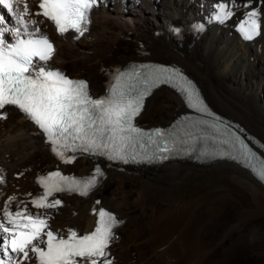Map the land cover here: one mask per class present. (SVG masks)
<instances>
[{
  "label": "bare ground",
  "instance_id": "6f19581e",
  "mask_svg": "<svg viewBox=\"0 0 264 264\" xmlns=\"http://www.w3.org/2000/svg\"><path fill=\"white\" fill-rule=\"evenodd\" d=\"M37 2L29 0L32 12L38 11L33 7ZM221 2L227 0H98L88 31L78 39L60 35L45 20L41 28L57 50L49 65L74 76L86 73L88 77L82 76L97 95L114 71L131 61L177 64L195 78L214 109L264 141V0H235L239 10L233 7L234 15L223 23L211 19ZM253 9L261 13L262 29L246 40L235 27ZM196 24L204 29H194ZM6 111L7 120H0V169L6 176V184L0 185V207L15 196L13 211L24 201L33 213L48 212L53 231L75 229L79 234L96 223L93 210L105 207L122 221L108 249L114 264H200L203 258L198 263L182 260L196 219L208 204L224 209L225 200H235L246 210L225 230L230 216L212 217V254L202 255L201 264H264V185L238 163L167 161L135 166L101 160L104 175L87 196L56 193L49 199L62 200V206L36 209L29 201L42 193L38 176L54 170L63 175L88 173L92 158L78 154L74 162L64 163L23 113L15 107ZM181 111L186 109L179 96L158 86L145 98L135 120L144 126L166 124Z\"/></svg>",
  "mask_w": 264,
  "mask_h": 264
},
{
  "label": "snow or ice",
  "instance_id": "6c2138e0",
  "mask_svg": "<svg viewBox=\"0 0 264 264\" xmlns=\"http://www.w3.org/2000/svg\"><path fill=\"white\" fill-rule=\"evenodd\" d=\"M97 3L98 0H38L33 5L38 11L32 12L29 0H0V120H7L8 107L17 108L40 129L51 151L64 163L74 162L78 152L124 163L165 160L169 158L165 154L173 152L189 154L194 149L182 145L209 137L186 132L188 139H182L161 129L145 132L134 124L145 98L161 84L172 85L185 94L191 108L211 115L195 86L179 69L140 65L116 70L108 94L93 98L87 81L70 79L50 67L57 50L41 28L45 20L52 22L60 35L74 31L78 39L88 31ZM233 7L239 10L235 0L216 4L218 11L211 19L221 23L229 20L234 15ZM260 16L255 9L246 13L238 26L244 39L253 40L260 34ZM193 28L202 31L204 25L196 24ZM200 125H208L217 132L223 130L225 138L219 142L232 149L204 151L201 156L239 158L264 181V158L257 156L235 131L218 118L211 122L202 119L191 127L199 130ZM233 151H238L239 157ZM103 175L98 165L85 179L65 176L59 170L48 172L37 177L43 191L29 203L36 209H56L63 201L50 197L60 192L87 196ZM3 184L6 176L0 169V185ZM16 200L17 197L9 196L0 207V264H114L108 249L115 238L114 229L122 221L113 213L103 208L97 213L94 209L98 219L93 231L79 234L68 229L64 233L52 230V217L47 211L33 213L24 201L13 211Z\"/></svg>",
  "mask_w": 264,
  "mask_h": 264
},
{
  "label": "rangeland",
  "instance_id": "374dc122",
  "mask_svg": "<svg viewBox=\"0 0 264 264\" xmlns=\"http://www.w3.org/2000/svg\"><path fill=\"white\" fill-rule=\"evenodd\" d=\"M162 61V60H161ZM174 65H177V64H174ZM114 65H105V67H113ZM178 66V65H177ZM56 67H59V66H56ZM180 67V66H178ZM61 68V67H60ZM109 71V70H107ZM68 74V73H67ZM72 74V73H71ZM81 75L79 76H82V75H86V73L82 72L80 73ZM72 75H75V74H72ZM87 76V75H86ZM88 77V76H87ZM222 113V112H221ZM226 116H228L227 114L225 113H222ZM152 115V114H151ZM154 115V114H153ZM155 116V115H154ZM230 117V116H228ZM144 120L146 121H149L150 124H153L155 121H151L149 120L148 118ZM156 122H160V123H165V121H162V120H159L157 119ZM256 135V134H255ZM92 166H93V161H92ZM227 202V203H226ZM231 206V210L227 209V207ZM235 204V205H234ZM234 205V206H233ZM211 206V208H210ZM236 206V207H235ZM238 206V207H237ZM209 207V208H207ZM224 208V207H223ZM235 208V209H234ZM208 209H210L208 211ZM218 211H217V210ZM220 209V210H219ZM227 212H226V211ZM238 210V211H237ZM246 209H243V207L235 200H228L226 201L225 200V208L222 209V207L220 208H213L212 204H208L206 207H205V210L201 211L202 212V216L200 215V217L198 216V218L196 219V222L194 223L193 227L195 228H192L191 230V233L188 235V237L186 238L187 241L185 242L184 244V254L182 253V260L184 262H188V259H189V263H191V260L193 263H198L196 262L197 260L198 261H201V259L203 258L204 259V256L207 258V256L211 253V247H212V241H213V237H212V230L214 229V225H213V220H212V217L213 219L216 218H220L221 216L222 217H228L230 216L229 218V223L228 225L226 224V227H224L222 230H225L231 223L235 222V219L236 217L243 213ZM207 213H206V212ZM221 211V212H220ZM240 211V212H239ZM213 212V214L215 215H211ZM231 212V213H230ZM238 212V213H237ZM206 213V214H205ZM223 214V215H221ZM228 214V215H227ZM230 214V215H229ZM238 214V215H237ZM206 215H210L209 217L206 216ZM227 215V216H226ZM233 215V216H232ZM201 218V219H200ZM209 218V219H207ZM199 220V221H198ZM208 220V221H207ZM198 223V224H197ZM204 224V226H203ZM194 230V231H193ZM200 233V234H199ZM210 241V243H209ZM208 244V245H207ZM207 251V252H206ZM210 251V252H209ZM196 252V253H195ZM200 252V253H199ZM204 253H207L206 255ZM200 254V255H199ZM196 257H195V256ZM199 255V256H198ZM202 255H204L203 257H201ZM185 259V260H184ZM203 259L202 261L200 262V264L203 262Z\"/></svg>",
  "mask_w": 264,
  "mask_h": 264
}]
</instances>
